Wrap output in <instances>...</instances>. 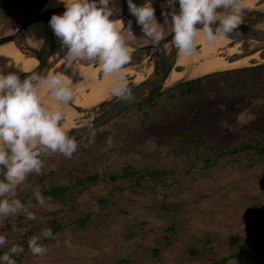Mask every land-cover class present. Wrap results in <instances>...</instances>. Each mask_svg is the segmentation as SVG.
<instances>
[{"label": "rangeland", "instance_id": "obj_1", "mask_svg": "<svg viewBox=\"0 0 264 264\" xmlns=\"http://www.w3.org/2000/svg\"><path fill=\"white\" fill-rule=\"evenodd\" d=\"M140 1L133 0L135 4ZM163 1L172 2L155 11L165 36L172 30L171 12L175 10L179 14L180 6L178 0H152V5ZM47 2L0 0V37L15 33L22 24L37 16ZM109 7L115 11L110 19L124 21V25L132 20V36H128L125 29L126 42L131 41L128 45L153 44L137 25L136 17L126 14L129 10L127 0H110ZM240 51L250 52V56L259 54L261 61H253L250 67L264 64L263 43L241 42ZM137 53L138 57L133 56L134 61L123 68L128 85L135 78L134 69L150 55L147 51H132V54ZM59 57L50 62L52 66H56ZM234 57L240 56L235 54L227 59ZM96 63L88 61L85 65L97 67ZM52 69L60 72L58 67ZM97 77L101 82V75ZM77 82L73 79L71 84L74 86ZM215 87L218 84H211L210 91L215 93L210 98L191 97L187 103L165 113L163 123L152 122L139 132L136 130L140 120L136 114L115 119L103 127L104 132L116 136L110 145L98 148L84 138L77 142V151L71 159L59 152L42 158L41 173L33 172L26 178L32 177L34 182L25 181L17 186L16 197L8 194L6 198L24 201L34 196L36 188L42 194L51 186L69 184V172H76L78 176L98 173L99 179L94 184L86 183L84 190L80 187L65 203L42 194L46 198L44 206L35 202L26 207L35 213V220L27 219L26 212L2 219L0 235L6 237L7 243L0 250L19 246L22 241L28 243L30 238L38 236V243L46 246L48 252L43 257L30 252L24 264H213L238 252L242 257L228 264H264V248L245 251L251 243L264 242V160L252 157V153L237 159L225 157L206 170L199 160L194 172L184 178L185 160L180 161L181 155L175 154L176 150L183 152L188 145L183 141L187 131L206 134L227 148L241 144L248 129L264 125L263 95L245 98ZM126 131L136 133L127 137ZM130 164L138 170H172L174 174L171 175L179 182L170 179V175L167 181L173 185L170 190L161 186L152 190L134 188L127 180L114 182L105 176L120 172ZM150 180L148 178L145 184L153 187ZM166 193L171 195L165 199ZM163 201L177 205L178 209L165 211L161 208ZM52 219L66 227L57 233L56 239L44 242L46 238L42 233L50 229ZM79 219L86 220L85 227L79 226L76 222ZM69 239L71 247L65 244ZM191 250L198 252L194 255Z\"/></svg>", "mask_w": 264, "mask_h": 264}, {"label": "clouds", "instance_id": "obj_2", "mask_svg": "<svg viewBox=\"0 0 264 264\" xmlns=\"http://www.w3.org/2000/svg\"><path fill=\"white\" fill-rule=\"evenodd\" d=\"M66 11L54 14L49 23L55 36L67 48L66 60L97 61L105 77L112 76L115 84L111 89L114 96L122 100L133 98L132 90L124 75L123 68L132 60V49L126 42L125 25L114 16L110 0H63ZM180 11L171 12L172 45L179 54L190 56L196 42L203 33L208 42H223L241 24L244 0H178ZM129 12L136 17L137 25L153 44L164 40V32L157 23L152 0L137 6L127 0ZM231 9L223 19H218L217 9ZM217 22H219L217 24ZM202 25V29L197 28ZM216 24L215 30L212 25ZM132 20L127 22V35L132 36ZM35 82V83H34ZM47 90L56 101L68 103L74 98V86L62 74L49 72L46 77L33 73L23 82L16 74H0V197L11 194L17 196V186L26 181L30 173L40 174L44 167L41 157L48 152L63 154L71 159L77 151L75 137L66 131L67 114L57 105L48 106L44 94ZM63 121V123H62ZM94 137V133L92 134ZM109 145L111 137L108 138ZM36 201L45 205L46 198L39 188L33 192ZM19 212H26L27 219L35 220L36 215L25 207L20 199H0V220ZM44 238L56 239L51 229L42 233ZM40 237L33 236L28 241L30 252L43 257L48 248L38 243ZM7 243L0 235V247ZM57 244L59 241L57 240ZM71 247L70 239L65 241ZM22 246L13 245L0 261L16 264L13 255L23 253Z\"/></svg>", "mask_w": 264, "mask_h": 264}, {"label": "trees", "instance_id": "obj_3", "mask_svg": "<svg viewBox=\"0 0 264 264\" xmlns=\"http://www.w3.org/2000/svg\"><path fill=\"white\" fill-rule=\"evenodd\" d=\"M264 58V54H262ZM238 57L232 58L235 60ZM47 69L52 67V63L47 64ZM218 84V87L222 89L229 95H238L245 98H251L254 96H264V64H259L249 68H243L239 70L225 71L221 73H215L206 75L204 77L194 79L183 83L175 88H172L154 98L146 100L121 114L117 119L124 117L125 115L136 114L140 120V126L137 127V132L141 131L143 128L148 127L150 123L160 122L163 123L166 114H168L170 109H176L181 104L187 103L188 99L191 97H205L210 98L211 95L215 93L210 91L211 84ZM215 87V88H218ZM214 88V89H215ZM166 113V114H165ZM105 127V126H104ZM103 127L92 132L84 138H88L96 147H101L108 144V138L111 137V141L116 139V136H111L110 132H104ZM95 134L94 137L92 134ZM127 137H133L136 132L126 131ZM185 135V136H184ZM184 144H188L183 152L181 150H176L175 154H180V161L185 160V170L182 177H187L194 172V169L198 167V161L201 160L203 163V168L210 169L219 164L221 158L232 157L236 158L240 155L246 154L249 155L252 153V157H257L259 161L264 160V125L258 128L248 129L247 135L241 144L237 143L235 146L224 147V144L219 140H211L210 137H207L206 134H201L200 132L187 131L184 134ZM83 138V139H84ZM82 140V139H81ZM84 166V165H83ZM78 171V170H77ZM76 172H69L68 177L71 179L69 184L65 185H55L48 188L42 194L47 198H53V200L66 202L72 199L76 191L80 189L84 190V185L86 183H96L99 179V174H87L85 176L75 175ZM174 174L166 168H146L145 170H138L134 165H126L122 167L120 172H112V174H105L111 181L127 180L131 183V186L134 188H151L154 190L156 187L161 186L164 190H170L172 184H167L170 175ZM171 175L170 179H175ZM150 178L154 186L146 185V180ZM175 181L179 182L178 179ZM82 192V191H81ZM166 197H170L171 193ZM6 197H0L3 199ZM25 204V207L33 205L36 201L33 196L31 199L27 198L24 201H21ZM161 208L167 212L176 211L178 209L177 205L168 204L163 201L161 203ZM86 220H88L86 218ZM85 219H79L76 222L79 223L80 227L86 226ZM2 220H0L1 224ZM50 229L52 230L53 236H56L57 233L62 231L66 225L61 224L57 219H52L49 224ZM53 239L46 238L44 242H50ZM19 246L24 248L23 253L19 255H13L12 259L15 260L16 264H24L25 259L30 253L28 243L22 241ZM264 248V242H254L249 244L245 251L251 252L256 250H261ZM10 248L5 250H0V257L3 256L5 252H8ZM197 250H191V253L194 255L197 254ZM242 253H235L229 257L223 258L219 261L214 262L213 264H228L230 261L239 259L242 257ZM158 256V254L156 255Z\"/></svg>", "mask_w": 264, "mask_h": 264}, {"label": "bare ground", "instance_id": "obj_4", "mask_svg": "<svg viewBox=\"0 0 264 264\" xmlns=\"http://www.w3.org/2000/svg\"><path fill=\"white\" fill-rule=\"evenodd\" d=\"M263 1L264 0H244L242 11L249 13L261 9L264 7ZM62 7H65L63 0H48L44 9H57ZM225 17L226 16L222 15L220 18L223 19ZM43 31V25L36 24L27 30L25 37L29 43L36 45L38 43V37ZM55 44L56 49L51 62L61 54H63V59L58 66L60 72L56 73L54 69L50 72L64 75L70 83L73 79L78 80L74 85V91L76 92L73 102L75 105L90 109L111 98L113 95L111 89L115 84V80L112 76L105 77L103 75L102 81L98 82L97 74L101 71L99 65L97 67H94L93 64L85 65L81 60L73 61L72 64L69 65L66 60L67 48L62 46L60 39L57 37L55 38ZM240 44V42H235L230 38L223 42L218 41L216 43H210L206 35L201 33L192 55H178L176 69L169 77L166 87H172L185 79L194 80L210 74L248 68L252 65L253 61H261L258 53L251 54L250 56V52H241ZM235 54L240 57L235 60L227 59ZM36 64V59L24 56L14 43L7 44L0 49V74H16L21 76ZM137 67L140 66L137 65ZM123 72L125 75L126 72L124 69ZM133 73L135 77L133 82L135 83H140L146 79L147 71L145 69H134ZM40 91L44 94L50 108L59 105L67 114L66 131L78 127L76 120L80 118L81 115L73 107L69 106L67 103L56 101L47 90Z\"/></svg>", "mask_w": 264, "mask_h": 264}, {"label": "water", "instance_id": "obj_5", "mask_svg": "<svg viewBox=\"0 0 264 264\" xmlns=\"http://www.w3.org/2000/svg\"><path fill=\"white\" fill-rule=\"evenodd\" d=\"M64 11H66L65 7L46 10L42 8L37 16L22 24L15 33L0 37V47L14 43L24 56L37 60V64L33 68L19 76L21 82L33 73L42 76L46 65L51 62L56 49V36L50 27L49 21L54 14L62 15ZM230 11L231 9H217L218 19H221V15L227 16ZM258 11L262 12L257 15L253 14ZM36 24H42L44 31L38 37V43L34 45L27 41L25 33L31 26ZM212 27L215 30L217 25L214 24ZM197 28L202 29V25L197 24ZM173 36L174 33L171 31L159 44L142 46L129 44L135 51L155 49L147 59L142 61V64L138 68L147 71L146 79L140 83L132 82L129 85V88L132 90V99L125 101L112 95L108 100L90 109L79 107L74 102L67 103L81 115L76 120L78 127L67 131L70 136L75 137L76 142L92 132L107 126L128 109L191 81L185 79L172 87H166L169 77L176 69L179 55V50L171 43ZM228 36L235 42L257 41L264 44V7L249 13L242 11L241 24L232 33H229ZM3 179H5L3 173H0V180Z\"/></svg>", "mask_w": 264, "mask_h": 264}, {"label": "flooded vegetation", "instance_id": "obj_6", "mask_svg": "<svg viewBox=\"0 0 264 264\" xmlns=\"http://www.w3.org/2000/svg\"><path fill=\"white\" fill-rule=\"evenodd\" d=\"M144 1L145 0H142V1H140L139 3H137V6H142L143 4H144ZM159 1V0H158ZM141 3V4H140ZM262 3H264V1L262 2ZM156 6H154V8H155V10H160L161 8H166L165 6L166 5H172V2H170V1H166V2H160V4H155ZM262 11H258V12H254L253 14L254 15H257V14H259V13H261ZM126 14L127 15H129V16H131V14H130V12H129V10L127 9L126 10ZM132 18L134 17V16H131ZM124 22V21H123ZM125 29H127V22H126V24H125ZM172 30H170V32H171ZM170 32H168L167 34H169ZM166 34V35H167ZM165 35V36H166ZM137 39V38H136ZM139 42H141V41H143V40H138ZM127 42H130L131 43V41H127ZM149 49H147V50H144V51H147L149 54H152L154 51H155V49H150V51H148ZM138 55V53L137 54H132V58H134V57H136ZM134 56V57H133ZM138 57V56H137ZM136 57V58H137ZM62 59H63V54L59 57V59L57 60V64H55L56 66L55 67H58L59 66V64L62 62ZM82 61V63H88V61H86V60H81ZM85 61V62H84ZM134 60L132 59L129 63L131 64L132 62H133ZM93 61H91V62H89V63H92ZM129 63L127 64V65H125L124 67H126V66H128L129 65ZM96 65H99L98 64V62L96 63ZM47 66V65H46ZM54 66H52V67H50V68H48L47 69V67H45V69H44V72L46 73V74H48V72H49V70L50 69H52V68H55ZM46 69H47V72H46ZM45 73H43V75L42 76H44V74ZM100 75H101V78H102V76H103V73L102 72H100L99 73ZM45 77H46V75H45ZM106 110V109H105ZM104 110V111H105ZM112 123V122H111ZM80 141V140H79ZM78 142V141H77ZM50 154H52V152L51 153H48V154H46V155H44L43 157H41V159L42 158H44V157H46V156H48V155H50ZM27 182H29V183H33L34 182V180L32 179V177H30V178H28V180H26V182L25 183H27Z\"/></svg>", "mask_w": 264, "mask_h": 264}]
</instances>
